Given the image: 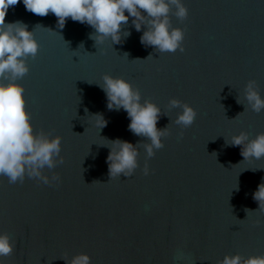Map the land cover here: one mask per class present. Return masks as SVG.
<instances>
[{
	"label": "water",
	"instance_id": "water-1",
	"mask_svg": "<svg viewBox=\"0 0 264 264\" xmlns=\"http://www.w3.org/2000/svg\"><path fill=\"white\" fill-rule=\"evenodd\" d=\"M183 3L186 19L174 6L170 12L172 26L185 32L184 51L176 52L143 44L148 26L137 31L133 17L120 43L96 44L86 23L68 18L61 29L54 14L35 15L23 0L8 9L6 23L35 29L39 50L18 82L34 131L61 136L64 160L44 169L50 179L60 176L48 184L0 176V234L14 244L0 257L4 264H70L81 253L91 264H219L237 253L243 264L264 255V210L253 198L264 157L244 160L242 146L230 144L241 132L249 139L264 132V110L246 99L253 80L264 96V0ZM106 73L131 81L142 103L160 107L157 127L170 131L151 158L127 112L108 109ZM173 98L196 109L190 127L175 123L182 106L173 108ZM97 113L108 121L102 129ZM117 138L138 147L131 176L109 175L107 144Z\"/></svg>",
	"mask_w": 264,
	"mask_h": 264
},
{
	"label": "clouds",
	"instance_id": "clouds-1",
	"mask_svg": "<svg viewBox=\"0 0 264 264\" xmlns=\"http://www.w3.org/2000/svg\"><path fill=\"white\" fill-rule=\"evenodd\" d=\"M20 0H0V176H6L10 183L23 182L26 177L35 178L48 184L59 181V174L51 179L44 175V169H54L58 163H63L61 153L62 137L54 138L45 133L34 131L31 113L26 107L25 88L18 81L29 71L27 58L37 55L39 42L35 38V29L29 30L22 21L6 23L8 9L17 5ZM28 11L38 16L49 13L58 18V26L62 29L68 18L80 23H86L95 31L90 38L96 44L111 38L113 43H120L122 29L133 17L132 23L137 31L147 25L143 31L141 42L155 47L159 52L184 51V29L173 27L170 12L175 7V15L181 20L188 17L189 10L183 0H23ZM127 12V15L125 14ZM123 35H130L123 30ZM127 54V53H126ZM128 55V54H127ZM150 56V55H149ZM148 58V57H147ZM145 58V59H147ZM140 59V58H137ZM7 81V82H5ZM102 88L107 95V107L123 109L130 118L129 129L137 136L146 137L144 147L151 158L156 150L164 147L162 137L169 135L168 128H158L161 115L160 107L153 101L141 102L139 89L133 87L131 81L124 77L104 74ZM256 82L249 81L246 87V99L252 110L259 113L264 110V96L256 88ZM173 108L182 111L175 123L183 128L190 127L197 111L190 104L173 98L170 101ZM87 111V110H86ZM96 125L104 128L108 121L103 114H94ZM183 136V133H181ZM231 145L242 146L241 155L244 160L264 157V132L249 139L246 132H241L231 138ZM110 152L107 156L109 175L111 178L120 174L131 176L138 166V147L130 141L117 138L109 140ZM145 165L144 174H149ZM255 171V170H253ZM100 182L98 180L93 181ZM253 198L258 201L259 209L264 210V182L255 191ZM250 209H246L248 212ZM259 223V221H257ZM14 244L7 232L0 234V257L13 253ZM239 253L226 255L219 264H241ZM0 264L4 260L0 259ZM70 264H91L90 256L81 253L73 257ZM243 264H264V255H253L243 260Z\"/></svg>",
	"mask_w": 264,
	"mask_h": 264
}]
</instances>
